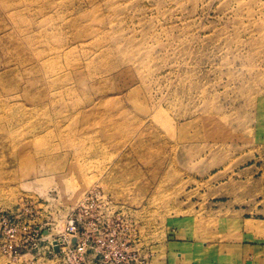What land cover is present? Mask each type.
<instances>
[{"label": "rangeland", "instance_id": "374dc122", "mask_svg": "<svg viewBox=\"0 0 264 264\" xmlns=\"http://www.w3.org/2000/svg\"><path fill=\"white\" fill-rule=\"evenodd\" d=\"M263 162L264 0H0V264H150Z\"/></svg>", "mask_w": 264, "mask_h": 264}, {"label": "crops", "instance_id": "0c3cea01", "mask_svg": "<svg viewBox=\"0 0 264 264\" xmlns=\"http://www.w3.org/2000/svg\"><path fill=\"white\" fill-rule=\"evenodd\" d=\"M261 165L260 176L254 172L256 163L244 171L252 173V185L241 204L233 202L234 193L228 195L230 204H217L225 212L199 237L168 232L164 243L152 247L150 264H264V162Z\"/></svg>", "mask_w": 264, "mask_h": 264}, {"label": "built area", "instance_id": "2783aa9c", "mask_svg": "<svg viewBox=\"0 0 264 264\" xmlns=\"http://www.w3.org/2000/svg\"><path fill=\"white\" fill-rule=\"evenodd\" d=\"M107 196L108 195H106L105 193H101L98 189H93V190L89 191L88 194H86L84 196V199L82 200V202L80 204L82 205V207H84L88 202L96 201L97 204L99 205V209L100 210L104 211L105 213L111 214V212H110V208H111L110 203H111V201H110V197L109 196H108L109 199L108 200L106 199ZM84 203H86V204L83 205ZM91 205L92 204H90V206ZM101 214H104V213H101ZM106 216H108V218H109L110 215H106ZM111 217H112V215L110 216V218ZM110 218L108 219V222H109ZM56 243H57V241H56ZM77 243H78L77 238L74 237L72 239V245H75ZM147 262H148L147 259L145 257H142L139 260L138 264H147Z\"/></svg>", "mask_w": 264, "mask_h": 264}, {"label": "bare ground", "instance_id": "6f19581e", "mask_svg": "<svg viewBox=\"0 0 264 264\" xmlns=\"http://www.w3.org/2000/svg\"><path fill=\"white\" fill-rule=\"evenodd\" d=\"M86 186H87V183H86ZM86 186H85V183L84 184H80V185L74 186L72 188V190H73L75 195H79L83 190H85ZM106 199L108 200V197Z\"/></svg>", "mask_w": 264, "mask_h": 264}, {"label": "water", "instance_id": "95a60500", "mask_svg": "<svg viewBox=\"0 0 264 264\" xmlns=\"http://www.w3.org/2000/svg\"><path fill=\"white\" fill-rule=\"evenodd\" d=\"M54 248H55L56 251L58 250V247L57 246H55Z\"/></svg>", "mask_w": 264, "mask_h": 264}]
</instances>
